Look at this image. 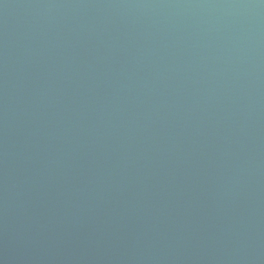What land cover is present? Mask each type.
Listing matches in <instances>:
<instances>
[{
  "label": "water",
  "instance_id": "95a60500",
  "mask_svg": "<svg viewBox=\"0 0 264 264\" xmlns=\"http://www.w3.org/2000/svg\"><path fill=\"white\" fill-rule=\"evenodd\" d=\"M0 264H264V0H0Z\"/></svg>",
  "mask_w": 264,
  "mask_h": 264
}]
</instances>
